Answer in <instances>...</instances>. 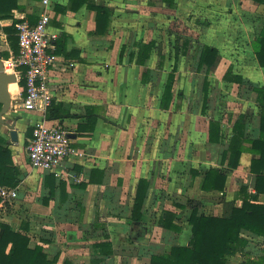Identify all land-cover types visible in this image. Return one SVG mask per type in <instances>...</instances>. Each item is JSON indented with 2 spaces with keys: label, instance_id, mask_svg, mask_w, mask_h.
Segmentation results:
<instances>
[{
  "label": "crops",
  "instance_id": "crops-1",
  "mask_svg": "<svg viewBox=\"0 0 264 264\" xmlns=\"http://www.w3.org/2000/svg\"><path fill=\"white\" fill-rule=\"evenodd\" d=\"M69 1L50 0L49 32L57 35V42L62 41L60 58L73 62L74 66L66 70L59 66L49 75L53 101L61 103L65 110L58 121L70 132L79 155L66 160L59 175L34 168L26 149L31 135L28 136L27 130L22 135L18 130L19 141L7 140L11 166L17 168L12 176L18 182L0 184V221L19 231L28 224L30 246H43L50 260L56 258L54 264L66 260L76 264H151L153 253L169 251L173 245L190 244L193 237L190 199L197 201L200 214L222 216L228 203L242 205V186L255 192L256 174L251 171V162L257 155L250 148L253 139L264 138L260 128L262 105L258 92L249 84L230 82L240 91V95L232 93L241 102L225 117H219L217 111L208 116L202 112L203 104L191 111V98L181 91L183 102L188 100L187 108L175 106L173 98L166 109L161 106L167 80L164 59L160 63L154 49L147 64L142 65L136 62V57L131 59V53L138 52L141 42L157 40L165 32L163 23L170 25L173 13L185 14L190 6L202 14L204 8L219 5H251L260 16L256 18L259 30L248 39L245 50H239L237 59H230L221 78L232 66L234 72L264 88V67L258 64L252 46L264 24V1L174 0L169 5L166 0H92L111 8V21L104 33L96 32V11L87 4L75 11L59 9ZM18 3L21 8L14 9L13 17H0V45L7 43L9 49L12 48L4 28L22 17L36 22L45 8L43 0H18ZM164 13L168 16L164 17ZM207 26L208 30L195 37L216 46L222 54L223 34L214 25ZM162 48L165 55L164 45ZM148 68L151 78L145 82L142 75ZM218 68H222L221 62ZM197 74L203 79L202 73ZM15 92L18 95L12 94V104L21 98L18 87ZM22 110L15 109L12 113L18 116ZM27 112L31 119H19L25 126L28 121L33 126L45 119L40 111ZM242 118L246 121L244 151L238 167L230 169L228 160L222 163L223 154L235 134V123ZM211 119L221 122L218 143L209 140ZM211 167L226 170L223 191L202 189L204 172ZM94 169H101L103 174H95ZM193 170L199 173L194 175ZM141 178H147L150 185L143 217L135 220L132 209ZM4 188L16 190L17 196L5 198L1 194ZM258 201L264 203V193ZM165 210L177 213L181 231L160 225ZM241 236L248 244L243 252L232 255L229 263L264 264V235L243 229ZM105 242L108 246H99Z\"/></svg>",
  "mask_w": 264,
  "mask_h": 264
},
{
  "label": "trees",
  "instance_id": "trees-1",
  "mask_svg": "<svg viewBox=\"0 0 264 264\" xmlns=\"http://www.w3.org/2000/svg\"><path fill=\"white\" fill-rule=\"evenodd\" d=\"M257 3L264 0H254ZM169 5H173L174 0H166ZM84 4L90 9L96 11V32L104 33L111 21V8L102 4H96L92 0H70L66 7L60 6V10H78ZM21 8L18 0H0V17H13L14 9ZM34 21V18H31ZM17 21V19H15ZM16 22L13 25L5 27L11 48L14 54L19 52V42L17 35ZM193 43L196 50L192 53ZM62 41L57 42V53L61 52ZM253 50L260 66L264 67V24L259 34L252 42ZM156 49L161 59L165 58L162 54V44L155 39L147 42H141L137 53H131V59L136 57L138 64L146 65ZM174 63L169 72L165 84V89L161 99V106L168 109L172 104L174 95L173 89L177 80L178 62L180 56L192 57V70L195 73L203 74V107L202 112H206L208 95L210 92L209 74L214 72L222 60V55L216 46L202 42L191 35L179 34L174 44ZM5 58L10 56L9 52L3 53ZM191 54V55H190ZM123 55V51L122 54ZM223 79L227 82H235L240 86L249 84L250 87L258 92L259 101L262 105L261 110V132L264 134V88L243 77L241 73L234 72L233 67L229 66L223 74ZM151 78V69L143 72L142 81H148ZM19 84L23 86L24 80ZM0 104V108H1ZM65 110L61 103L52 101L45 113L47 120H55L63 117ZM244 118V116H242ZM236 122L234 125L235 134L230 140L228 149L224 151L222 163L228 160L230 169L237 168L240 163V157L244 151V131L246 121L244 119ZM93 128V125L91 126ZM33 126L28 129V136L31 135ZM221 122L211 119L209 125L210 142H220ZM250 151L257 156L252 159L251 171L256 174L255 192H250L248 186H242L244 194L241 206H236L234 202L227 204L226 212L222 216L206 215L199 213V204L190 199L191 215L189 222L192 225L193 237L189 245H173L169 251L163 253H153L151 264H230L229 260L236 252H243L248 241L241 236L243 229L250 230L259 235H264V203L258 201L259 195L264 193V138L259 137L252 140ZM229 155V156H228ZM13 160L10 150L7 147V139L0 134V184L14 185L18 182L15 176L17 168L11 166ZM95 174L103 171L94 169ZM194 175L198 174L193 170ZM11 176V177H10ZM227 180V172L219 167H211L204 172L202 189L204 190H224ZM102 181V179H100ZM150 182L147 178H141L139 181L135 202L132 209V219L141 220L143 217V206L146 200ZM54 193V189L51 190ZM1 201V198H0ZM177 213L171 210H165L159 219V223L166 229L179 232L182 226L176 222ZM23 230H14L9 223L0 221V264H54V260L48 258L43 246H30L31 238L28 235V224H24ZM108 242L99 244V246H108ZM112 250L109 251V253ZM107 253V254H109ZM63 264H76L71 260H66ZM252 264H260L253 262Z\"/></svg>",
  "mask_w": 264,
  "mask_h": 264
},
{
  "label": "rangeland",
  "instance_id": "rangeland-1",
  "mask_svg": "<svg viewBox=\"0 0 264 264\" xmlns=\"http://www.w3.org/2000/svg\"><path fill=\"white\" fill-rule=\"evenodd\" d=\"M241 2V1H240ZM205 9V8H204ZM203 9V13L200 14L193 6H190L187 10H185V14L181 13H173L174 15H171V21L170 25L169 23H163L165 27V32L160 33V37L157 39L162 45H164L165 49V58L164 61L166 65V78L168 73L172 70L173 63H174V44L177 35L179 34H188L192 36H196L199 38L201 34V31L208 30L207 24L214 25L215 30L220 31L222 33V68L216 69L212 73L211 77V87L210 92L208 95L207 100V107L206 112L208 116L212 114L211 112H216V114L221 117L226 115V113L230 112V109L232 107H239L241 99L236 98L233 96L234 93L237 92V94H241L238 89H234L235 85L224 81L221 78V75L224 71L223 68L228 65V63H231V60L237 59V57L240 55L239 50L243 48V51L245 50L246 43L249 42L248 39L255 36L257 31L259 30V27L256 26V18H260L258 16L257 11L255 8H253L251 5L242 7L239 4L235 3L234 5H225V6H216L211 7L206 10ZM167 17L168 14L164 13V17ZM210 19H212L210 21ZM211 22V23H210ZM215 22V24H213ZM255 24V25H253ZM250 33L249 37L247 34ZM169 37L167 38L166 36ZM195 37V38H196ZM197 38V39H198ZM244 41V42H243ZM196 45L193 43V48L191 52L193 53L196 50ZM10 46L6 43V45H0V59L7 60L12 55H14V52L12 49H9ZM3 51H8L10 56L8 58H5L4 54H2ZM234 51V52H232ZM191 55V54H190ZM192 56V55H191ZM186 57V56H180L179 62H178V70L176 73L177 80L174 86V102L175 106L178 105H184L187 108L188 106V100L187 103L183 102L182 95L186 94L188 95L190 99L189 103V109L193 111L195 107L202 106L203 104V79L200 76H197L198 74L193 72L190 68L192 57ZM231 59V60H230ZM189 82V85L187 83ZM13 85V87H11ZM11 87V93L15 96L18 95L15 90L17 89L16 82L10 83ZM19 91L21 89V85L18 83ZM181 92L182 95H181ZM199 92V93H198ZM201 92V93H200ZM19 93V92H18ZM180 93V94H179ZM248 98H250L248 96ZM185 99V98H184ZM21 101V100H20ZM20 101L17 99L14 101V104H12L10 110L5 114V118L9 121L17 120V128L20 131V133L25 134L26 130L28 132V129L31 125V123L28 121L29 125L25 126L24 123L21 121L19 122V119H25L29 120L32 116H28L27 111H23L20 107ZM197 106V107H198ZM242 106V105H241ZM243 107H240L242 110ZM15 109H21L22 113L18 116L15 115V113H12V110ZM176 109V107H175ZM179 128V127H178ZM0 134L5 136L7 140L11 141L9 129L5 126L0 124ZM8 143V142H7ZM190 150V149H189ZM193 151H190L188 153H192Z\"/></svg>",
  "mask_w": 264,
  "mask_h": 264
},
{
  "label": "built area",
  "instance_id": "built-area-1",
  "mask_svg": "<svg viewBox=\"0 0 264 264\" xmlns=\"http://www.w3.org/2000/svg\"><path fill=\"white\" fill-rule=\"evenodd\" d=\"M43 4L44 11L36 22L27 17L16 22L19 52L5 60L4 67L6 72L16 74L17 83L24 80L19 91L20 106L45 115L54 98L50 71L59 66L66 70L74 63L63 61L57 53V35L49 32L50 0H43ZM45 119L33 124L26 146L28 158L34 168L59 175L63 172L64 162L79 155V149L58 119ZM1 194L11 199L17 196V191L4 188Z\"/></svg>",
  "mask_w": 264,
  "mask_h": 264
},
{
  "label": "water",
  "instance_id": "water-1",
  "mask_svg": "<svg viewBox=\"0 0 264 264\" xmlns=\"http://www.w3.org/2000/svg\"><path fill=\"white\" fill-rule=\"evenodd\" d=\"M12 82H18L16 74L6 72L4 61L0 60V104L2 105L0 108V124L5 125L9 129L11 141L17 142L19 141L17 120L9 121L5 118V114L10 110L13 102L10 91V83Z\"/></svg>",
  "mask_w": 264,
  "mask_h": 264
},
{
  "label": "bare ground",
  "instance_id": "bare-ground-1",
  "mask_svg": "<svg viewBox=\"0 0 264 264\" xmlns=\"http://www.w3.org/2000/svg\"><path fill=\"white\" fill-rule=\"evenodd\" d=\"M16 85H17V87H18V83L16 82ZM11 87H13V85H11ZM11 87H10V90H11ZM19 88V87H18Z\"/></svg>",
  "mask_w": 264,
  "mask_h": 264
}]
</instances>
